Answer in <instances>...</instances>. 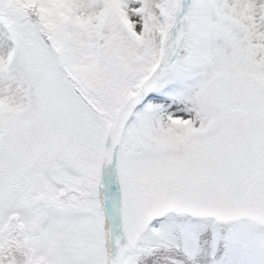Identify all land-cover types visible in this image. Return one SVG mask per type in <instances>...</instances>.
<instances>
[{"label":"snow or ice","instance_id":"obj_1","mask_svg":"<svg viewBox=\"0 0 264 264\" xmlns=\"http://www.w3.org/2000/svg\"><path fill=\"white\" fill-rule=\"evenodd\" d=\"M0 264H264V0H0Z\"/></svg>","mask_w":264,"mask_h":264}]
</instances>
